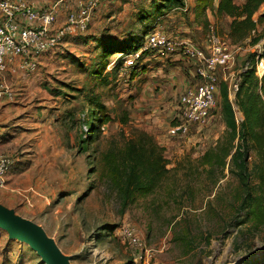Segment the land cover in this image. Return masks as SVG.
I'll return each instance as SVG.
<instances>
[{
  "label": "rangeland",
  "instance_id": "374dc122",
  "mask_svg": "<svg viewBox=\"0 0 264 264\" xmlns=\"http://www.w3.org/2000/svg\"><path fill=\"white\" fill-rule=\"evenodd\" d=\"M151 1L104 2L92 11L84 32L65 36L43 53L38 68L30 72V79L40 78L31 85L30 95H35L34 113L45 123L36 129L31 126L30 141L15 143L2 135L0 152L13 158L6 180L10 174L8 182L16 191L0 195V204L42 228L70 264H239L243 257H257L264 248V223L245 218L239 209L241 190L227 165L210 168L200 162L205 150L220 138L224 141L219 92L206 126L172 137L168 127L179 96L174 95L172 74L180 65L193 69L188 58L176 51L166 56L154 51L129 69L117 66V61L109 65L114 55L103 72H108L107 82L94 72L102 62L96 40L108 35L121 39L128 31L141 36L145 30L138 21L140 12ZM196 5L197 0H186L190 10L169 13L163 29L177 16L189 28L197 24L191 29L196 44L204 45L210 29L227 39L226 19L213 17L207 10V27L201 26L206 11L193 21L195 9L200 12ZM234 50L237 71L254 46L246 41ZM162 79L165 84H160ZM147 94L159 103L160 113L171 104L170 111L160 117L161 128L148 123L140 112ZM86 95L98 97L110 119L83 149L81 140L88 135ZM42 105L45 108L37 110ZM124 112L129 115L126 124L119 120ZM235 116L239 121L236 107ZM139 132L147 133L162 148L169 171L154 190L137 193L123 208L110 187L105 156L123 148ZM255 160L251 152L250 166ZM251 182H258L253 174ZM243 219L246 222L237 225ZM0 264L45 263L27 242L11 238L0 228Z\"/></svg>",
  "mask_w": 264,
  "mask_h": 264
},
{
  "label": "trees",
  "instance_id": "16d2710c",
  "mask_svg": "<svg viewBox=\"0 0 264 264\" xmlns=\"http://www.w3.org/2000/svg\"><path fill=\"white\" fill-rule=\"evenodd\" d=\"M185 6L186 0H153L139 11L141 16L138 21L142 22L145 30L141 36L128 31L121 39L111 35L97 39L98 57L102 62L94 71L96 75L107 82L108 72L105 75L103 72L109 58L118 53L125 55L137 50L144 35L154 27L162 30L169 39L185 41L179 32L174 33L167 29L171 23L166 25L165 29L162 27V23L167 22L169 13H187ZM196 7H200V12L195 9V20L201 11L208 10L213 17H222L228 21L226 38L232 49L247 41L249 46L259 44L260 56L264 57V0H197ZM201 22L202 27H207L208 17ZM152 54L153 52H150L148 55ZM256 54V51H251L243 57L241 67L248 65L239 74L238 90L232 102L228 98L227 85L220 83L217 91L220 101L217 106L226 127L224 141L218 139L199 159L203 165H210V168L222 169L227 165L230 173L237 178L241 190L239 209L245 212V218L264 223V77L259 79L255 75ZM190 61L194 71L195 63ZM118 65H123L122 59L117 61ZM84 100L89 105V117L84 121L88 135L84 134L85 138L81 140L82 148L86 149L89 138L102 132V127L110 119V115L104 112L105 105L98 97L86 95ZM177 103L179 107L178 100ZM235 107L242 114L239 121L235 116ZM128 117V112H124L119 119L120 123L126 124ZM251 152H254L256 157L252 166L249 163ZM105 157L109 165L110 187L118 196L123 208L137 193L154 190L169 171L162 148L151 136L143 132L129 138L123 148L115 153L110 151ZM252 174L258 180L257 184L251 182ZM245 222L243 219L237 225ZM239 264H264V248L257 257H243Z\"/></svg>",
  "mask_w": 264,
  "mask_h": 264
},
{
  "label": "built area",
  "instance_id": "2783aa9c",
  "mask_svg": "<svg viewBox=\"0 0 264 264\" xmlns=\"http://www.w3.org/2000/svg\"><path fill=\"white\" fill-rule=\"evenodd\" d=\"M62 1L56 0L51 6L38 7L29 0H0V101L15 98L12 87L4 78L10 63L19 59L22 70L33 72L44 52L54 49L65 36L84 32L92 11L109 0H74L75 8L69 9L63 22L58 23L56 6ZM184 10H187V6ZM204 41L202 46L186 40L175 41L154 27L144 35L137 50L125 55L118 53L109 64L122 59L126 68H134L139 60L154 51L158 56L176 51L195 63L196 82L180 94L179 110L168 127V134L172 137L184 136L191 127L200 129L208 124L215 107V93L221 82L227 85L228 98L232 102L238 90L239 74L248 65L234 71L235 50L214 29L208 31ZM253 51L257 53L255 75L261 79L264 77V57L260 56V45H255ZM12 164L13 158L0 152V188L6 186V174Z\"/></svg>",
  "mask_w": 264,
  "mask_h": 264
},
{
  "label": "crops",
  "instance_id": "0c3cea01",
  "mask_svg": "<svg viewBox=\"0 0 264 264\" xmlns=\"http://www.w3.org/2000/svg\"><path fill=\"white\" fill-rule=\"evenodd\" d=\"M29 1L33 2L38 7H48L53 5L56 0H29ZM70 5L71 7L72 5L74 7V0H63L62 2H59L57 4L56 14H57L58 23L63 22L66 12L70 8L69 7ZM168 16L170 17V15ZM206 17L208 18L210 17V14L207 13V11H206ZM193 21H194V17H193ZM192 25L193 26H191L190 28L187 26V24L182 25L181 21H179L175 17V19L172 20V23L169 24V26H167V29L170 32H174V33L179 32L180 35L183 36V39L193 42V39L196 38L195 36L196 33L191 29L195 30V28H197V24L192 23ZM42 55L39 57V63ZM179 67H181V69L180 68L175 69L173 73L174 75L172 73L171 74H172V78L176 82L175 85L176 88L174 89L176 94L174 95L180 96V94L184 91L185 88L193 85L196 82V77L193 69L189 68V65H180ZM36 74L38 73L36 72L35 76ZM155 74H157V72H155ZM155 77H157V75H155ZM4 78L8 83V85L12 87L15 93L14 97H16V100L0 101V123L2 124L0 126V145L2 141V135L3 137L8 138L9 140L15 143H18L22 140L30 141V128L32 127H34V129L40 128L45 123L43 122V117L39 115L38 112H36V114L34 113V110H36V106H34L33 104L35 103L34 102L35 95L34 94L30 95L31 85L34 84L36 79L40 80V78L34 77L30 79V72H25L19 67V59H15L12 63L8 65V68L4 74ZM163 80L164 79L160 81V84H165V81ZM155 84L157 83L155 82ZM151 88L152 87H150L148 90H151ZM179 96H177L178 102H179ZM170 106L171 104L167 106L166 111L163 110L162 113L158 112V110H160L159 103L155 101V99L151 94H147L145 102L139 105V109L140 112L144 114L143 119H145L150 124H154L155 126H157V128H161L162 124L160 122V117L164 115L165 112L168 113V111H170L171 108ZM30 108H32V111H30ZM41 108L44 109L45 106L42 105L37 110H42ZM239 117L242 119L241 112H239ZM8 124L10 126H8ZM9 175L10 174H8L6 186L4 188H0V195L2 196H6L9 191L10 192L16 191L13 185H11V183L8 182ZM7 198L10 199V197L8 196Z\"/></svg>",
  "mask_w": 264,
  "mask_h": 264
},
{
  "label": "water",
  "instance_id": "95a60500",
  "mask_svg": "<svg viewBox=\"0 0 264 264\" xmlns=\"http://www.w3.org/2000/svg\"><path fill=\"white\" fill-rule=\"evenodd\" d=\"M0 228L11 238L27 242L45 264H70L55 242L36 223L24 218L0 204Z\"/></svg>",
  "mask_w": 264,
  "mask_h": 264
},
{
  "label": "bare ground",
  "instance_id": "6f19581e",
  "mask_svg": "<svg viewBox=\"0 0 264 264\" xmlns=\"http://www.w3.org/2000/svg\"><path fill=\"white\" fill-rule=\"evenodd\" d=\"M264 8V7H263Z\"/></svg>",
  "mask_w": 264,
  "mask_h": 264
}]
</instances>
